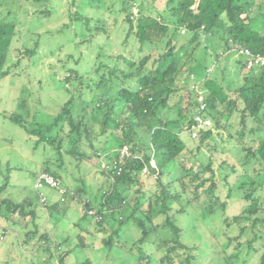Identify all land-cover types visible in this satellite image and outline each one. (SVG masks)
Returning <instances> with one entry per match:
<instances>
[{"label":"trees","instance_id":"1","mask_svg":"<svg viewBox=\"0 0 264 264\" xmlns=\"http://www.w3.org/2000/svg\"><path fill=\"white\" fill-rule=\"evenodd\" d=\"M136 6L138 12L133 11ZM120 11L128 24L124 43L135 36L139 41L136 50L108 55L111 63L100 59L86 77L68 68L64 76L67 87L75 80L77 88L50 123L34 121L36 126L31 128L23 113H3L38 136L36 146H45L41 170L62 182L69 164L90 175L103 159L110 164L124 145L129 147L119 174L102 168L105 179L102 183L94 180L98 187L93 197L79 176L81 184L74 188L63 183L67 190L64 200L58 196L50 203L48 198L44 208L53 216L69 199L82 205L89 225L77 235L81 246L87 244L85 235L93 232L92 226L102 230L115 221L118 227L110 239H104L105 244L111 243L128 222L140 229V243L164 230L157 249L164 251L161 263L172 264L191 248L181 240L177 216L194 203L203 204L208 214L224 210L232 193L239 191L247 204L238 214L224 219L226 226L238 228L237 235L228 236L229 243H246L249 251H261L258 264H264V198L257 193L264 185V140L253 136V124H264V67L248 68L242 54L224 57L233 49L230 41L264 55V0H122ZM16 29V23L0 20V79L11 73V66L4 69L11 50L19 62L39 47L37 43L31 48L13 47ZM215 42L226 53L212 55L216 71L209 73V63L201 61L206 58L204 52L208 54L203 46L208 48ZM225 58L228 64L222 63ZM233 63L238 64L233 71L238 80L228 83L224 67L233 69ZM199 73L204 76L200 78ZM194 82L202 84L207 105L202 112L212 119V126L199 131L195 150L182 138L201 112ZM236 149L241 157L234 160L231 153ZM106 151L110 153L107 159ZM251 168L257 179L248 177ZM144 175L155 178L150 194L140 188ZM239 176L246 179L235 187L232 180ZM10 179L8 174L0 184V217L14 224L16 213L28 218L22 225L27 227L26 241L57 247L60 243L49 230H40L32 197L14 200L6 194ZM34 192L41 202V192L35 187ZM131 192L144 194V198H134ZM90 208L102 219L89 215L86 210ZM156 213L163 217L162 223L155 222ZM169 232L170 237L166 236ZM66 256L67 252L60 256V263ZM192 259L189 255L179 264H191ZM138 262H151V254L141 246ZM82 264L93 262L87 259Z\"/></svg>","mask_w":264,"mask_h":264},{"label":"rangeland","instance_id":"2","mask_svg":"<svg viewBox=\"0 0 264 264\" xmlns=\"http://www.w3.org/2000/svg\"><path fill=\"white\" fill-rule=\"evenodd\" d=\"M121 3L122 0H0V20L17 24L13 47L20 45L31 48L36 43L39 46L35 54L21 58L19 62L14 56V49L11 50L4 66V69L11 66V73L0 79V184L10 174V186L6 194L10 193L14 200L32 197L33 205L37 206L39 213L36 222L40 230H49L60 243L57 247H45L37 246L35 240L26 241L27 227L22 225H26L28 218L23 219L16 213L17 224H14L1 216L0 264H82L87 259L93 264H139L140 246L151 254V262L144 264H162L164 251L157 249V242L159 236H165V231L159 229L158 235L152 233L147 241L140 243L141 231L133 222H128L109 244H105L104 239H110V234L118 227V222L106 224L102 230L92 226L93 232L85 235L87 244L81 246L77 235L83 227L89 225V219L83 217L82 205L69 199L61 206L59 214L54 213L52 216L47 213L45 204L39 201L34 192L35 174L41 170L45 146L40 144L37 147V135L30 134L3 114L19 111L30 122L31 128L36 126L34 121L50 123L77 88L75 80L67 87L64 76L68 68H74L86 77L100 59L111 63L108 55L129 54L136 50L139 41L135 36H131L124 43L128 24L123 21ZM133 11L138 12V6ZM203 48L208 54L204 52L206 58L200 60L204 64L209 63V73L216 71L212 55L226 51L221 50L216 42L211 47ZM227 51L224 57L236 58L240 54L232 49ZM197 55L199 58L202 55L200 50ZM225 59L222 63L228 64V58ZM224 68L227 70L226 81L236 83L238 78L233 71H237L238 64L233 63V69L227 66ZM203 74L199 73L198 76L201 78ZM219 75L222 79L220 72ZM89 80L87 78L86 81L92 83ZM198 91L204 93L202 84H199ZM253 130L254 137L264 140L263 123H254ZM182 138L193 150L199 144L189 132H183ZM236 150L231 153L234 160L241 157L239 149ZM109 156L110 153L106 151L105 159ZM107 163L103 159L100 167L91 169L90 175H83L75 165L69 164L68 175H64L63 183L74 188L81 184L78 179L80 176L84 178L90 188V196L93 197L98 187L94 180L102 183L105 179L102 168ZM8 165L11 169H8ZM247 175L251 179H257L253 168ZM141 177V191L150 194V188L156 184L155 178L146 175ZM245 179L239 176L236 181L232 180V184L236 187ZM258 180L261 182L262 178ZM40 192L47 195L50 203L58 197L56 191L48 187ZM257 193L264 198V185H261ZM132 194L134 198H144V194ZM96 196L98 198L100 194ZM246 204L241 193L234 191L224 210L219 209L208 214L203 204L194 203L187 207V211L177 216V223L182 227L181 240L191 248L180 259L192 255L191 264H258L261 251H249L246 243H229L228 236L237 235L238 228L228 227L224 222L226 217L238 214ZM154 218L157 223L163 221L158 213ZM30 226L34 227L32 223ZM166 236L170 237L172 234L169 232ZM66 252L67 256L60 263V256ZM180 259L176 258L172 264H179Z\"/></svg>","mask_w":264,"mask_h":264},{"label":"built area","instance_id":"3","mask_svg":"<svg viewBox=\"0 0 264 264\" xmlns=\"http://www.w3.org/2000/svg\"><path fill=\"white\" fill-rule=\"evenodd\" d=\"M182 33H185V30H182ZM230 45L232 46L233 51L239 52L246 58L248 68L264 67V55L255 54L254 52L251 51V49L239 43L234 44L232 43V41H230ZM195 84L196 85H194L193 88L198 90L200 83H195ZM198 99L200 101L199 110L201 112L195 115L194 121L189 129L190 136L195 139L198 137L199 131L201 129L208 128L212 124V119L209 116H206L202 112L206 110L207 105L204 102L202 92L200 91H198ZM129 154H130V150L128 145H124L119 151L118 158L111 161L110 164H105L104 167L107 170H112L113 172L117 170V173L119 174L122 170V166L120 165L124 162L126 157L129 156ZM144 172H147V168L144 169ZM34 187L39 191L47 187L51 189H55L57 191L58 196L63 200L65 199V195L67 193V190L63 186V182L60 178H57L55 175L51 174L50 172L43 170L39 171L36 174ZM40 199L44 204L48 202V197L45 193H40ZM86 212L89 215L94 216L97 220L102 219V217L98 215L97 211L93 208L87 209Z\"/></svg>","mask_w":264,"mask_h":264},{"label":"crops","instance_id":"4","mask_svg":"<svg viewBox=\"0 0 264 264\" xmlns=\"http://www.w3.org/2000/svg\"><path fill=\"white\" fill-rule=\"evenodd\" d=\"M57 200H58V198L56 197L54 201H57Z\"/></svg>","mask_w":264,"mask_h":264}]
</instances>
